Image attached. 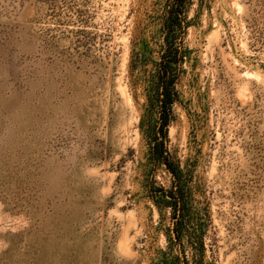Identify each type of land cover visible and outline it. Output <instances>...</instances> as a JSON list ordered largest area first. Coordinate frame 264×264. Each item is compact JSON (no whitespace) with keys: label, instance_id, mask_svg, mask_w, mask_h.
<instances>
[{"label":"rangeland","instance_id":"374dc122","mask_svg":"<svg viewBox=\"0 0 264 264\" xmlns=\"http://www.w3.org/2000/svg\"><path fill=\"white\" fill-rule=\"evenodd\" d=\"M168 2L0 0V264H264V0L187 6L181 243L142 127Z\"/></svg>","mask_w":264,"mask_h":264},{"label":"trees","instance_id":"16d2710c","mask_svg":"<svg viewBox=\"0 0 264 264\" xmlns=\"http://www.w3.org/2000/svg\"><path fill=\"white\" fill-rule=\"evenodd\" d=\"M190 1L169 0L162 14L163 47L160 60L156 64L155 79L151 86L148 85L150 96L147 113L142 121V127L150 142L149 162L152 165V171L158 166H164L176 180V190L167 191L152 185L149 191L154 198L162 195L172 200L174 218L180 219L176 228L177 239L180 243L183 234L181 225L185 223L184 209L188 198L183 188L182 172L167 148V131L173 121V106L179 101L180 96L177 86L186 56L182 34L185 32V13ZM152 182H154V176Z\"/></svg>","mask_w":264,"mask_h":264}]
</instances>
